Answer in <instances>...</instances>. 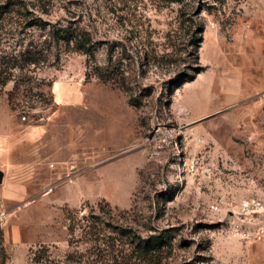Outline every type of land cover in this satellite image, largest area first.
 Returning <instances> with one entry per match:
<instances>
[{
	"label": "rangeland",
	"instance_id": "obj_1",
	"mask_svg": "<svg viewBox=\"0 0 264 264\" xmlns=\"http://www.w3.org/2000/svg\"><path fill=\"white\" fill-rule=\"evenodd\" d=\"M25 49L0 87L5 264H264V0H0L2 61Z\"/></svg>",
	"mask_w": 264,
	"mask_h": 264
},
{
	"label": "trees",
	"instance_id": "obj_2",
	"mask_svg": "<svg viewBox=\"0 0 264 264\" xmlns=\"http://www.w3.org/2000/svg\"><path fill=\"white\" fill-rule=\"evenodd\" d=\"M52 40L58 45L61 44L71 49L72 52L80 53L86 56V66H88V60L93 59L95 52L97 51L96 42L90 38L88 32L72 27H53L52 29ZM11 60L8 62H3V58L0 56V87H5L8 83L13 82L14 87L13 91L9 93V102L13 99V92L18 91L19 83L14 76L15 71H23L24 69L33 66L36 68L40 64V60L35 58L34 55L29 50H24L23 52H18L17 54L11 56ZM15 61L16 63L11 64L10 62ZM43 64L47 63L46 60L42 62ZM94 78L105 81V78L101 75V68L99 66H95ZM86 81L90 79V77L85 75ZM187 82V81H185ZM48 88L51 87V83L46 84ZM179 85L175 87L178 88ZM127 89V88H126ZM174 89V90H175ZM129 103L132 105V101L129 100ZM71 221V217L68 218ZM72 231V228H69V232ZM140 243L144 245L138 246L142 251L144 256L149 255L151 252L155 250L159 251L163 245L161 238L153 237L149 241L148 240H140ZM45 251H48L45 249ZM7 260V256L4 250L3 245V234L0 226V264H5ZM47 260L49 261L48 257ZM34 263H40L36 260ZM48 264V263H46Z\"/></svg>",
	"mask_w": 264,
	"mask_h": 264
},
{
	"label": "water",
	"instance_id": "obj_3",
	"mask_svg": "<svg viewBox=\"0 0 264 264\" xmlns=\"http://www.w3.org/2000/svg\"><path fill=\"white\" fill-rule=\"evenodd\" d=\"M2 178H3V175H2V173L0 172V183H2Z\"/></svg>",
	"mask_w": 264,
	"mask_h": 264
},
{
	"label": "crops",
	"instance_id": "obj_4",
	"mask_svg": "<svg viewBox=\"0 0 264 264\" xmlns=\"http://www.w3.org/2000/svg\"><path fill=\"white\" fill-rule=\"evenodd\" d=\"M51 91H52V84H51Z\"/></svg>",
	"mask_w": 264,
	"mask_h": 264
}]
</instances>
